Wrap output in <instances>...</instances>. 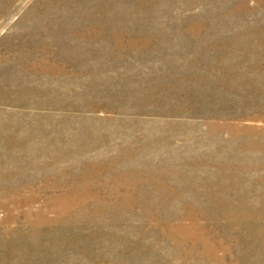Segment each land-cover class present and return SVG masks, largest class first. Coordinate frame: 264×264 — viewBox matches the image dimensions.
Here are the masks:
<instances>
[{
	"label": "rangeland",
	"instance_id": "374dc122",
	"mask_svg": "<svg viewBox=\"0 0 264 264\" xmlns=\"http://www.w3.org/2000/svg\"><path fill=\"white\" fill-rule=\"evenodd\" d=\"M0 264H264V0H0Z\"/></svg>",
	"mask_w": 264,
	"mask_h": 264
}]
</instances>
